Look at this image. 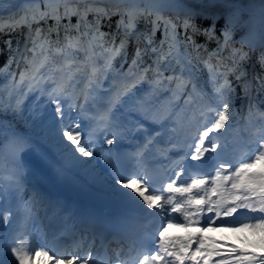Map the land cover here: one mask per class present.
I'll use <instances>...</instances> for the list:
<instances>
[{
  "label": "snow or ice",
  "instance_id": "obj_1",
  "mask_svg": "<svg viewBox=\"0 0 264 264\" xmlns=\"http://www.w3.org/2000/svg\"><path fill=\"white\" fill-rule=\"evenodd\" d=\"M4 4L0 0V12ZM12 6L8 0V7ZM182 7L175 0H25L23 15L0 16V35L28 29L22 46L20 41L15 47L11 39L5 41L10 55L0 68V112L15 113L25 129L18 131L9 124L6 131L0 121V224L9 226L0 231V264H34V257H47L51 264H264V113L250 103L247 135L229 138L237 120L229 76L236 77L245 96L251 94L252 85L242 79L246 73L240 64L248 53L233 49L222 57V48L231 43L230 28L223 32L222 45L214 28L205 30L204 35L217 39L219 45L202 61L211 87V92L206 91L200 83L199 54L193 57L188 52L189 46L200 47L187 36L189 29L193 35L198 32L194 13L184 10L183 40L177 33L181 25L164 14ZM116 15L120 17L116 31H101V21ZM73 16L77 17L74 25ZM65 19L68 23L62 24ZM142 19L151 23L150 32L136 30ZM48 20L54 23L39 26ZM258 24L264 32V14ZM161 26L164 38L157 45L154 37ZM130 43L135 53L128 63ZM259 63L264 67V53ZM12 65L19 71H12ZM257 79V91L262 92L264 78ZM29 97H34L30 106L26 105ZM42 97L44 105L37 103ZM48 103L54 106V114L45 119L44 111L36 109ZM69 112L76 113L75 122ZM81 120L87 122V131L81 129ZM181 134L191 136L188 147H194V152L176 159L180 171L161 194L152 190L147 171L126 174L128 166L147 169L153 150L165 159H170V152H180ZM101 137L111 147L104 148ZM37 140L54 149L59 159L54 162ZM119 144L133 147L121 150L115 147ZM26 153L51 168L58 182L72 179L74 173L89 183L103 180L111 198L138 203L131 196L135 193L142 201L141 211L146 208L148 215H163L168 222L161 221L155 232L146 226L138 231L118 230L114 240L119 247L111 253L105 233L86 226L85 234L71 239L77 249L87 244V255H50L33 243L30 229L41 211L46 216L50 208L53 215L69 213L62 201L35 182L36 172ZM189 156L195 163L185 162ZM99 162L109 170L107 175L98 168ZM107 176L112 183L106 182ZM168 226L181 228L186 235L169 237L164 230ZM224 230L250 231L256 239L247 248H237L206 235ZM86 233H91L92 241L100 236L103 255L92 251ZM67 235L66 230L59 233Z\"/></svg>",
  "mask_w": 264,
  "mask_h": 264
},
{
  "label": "bare ground",
  "instance_id": "obj_2",
  "mask_svg": "<svg viewBox=\"0 0 264 264\" xmlns=\"http://www.w3.org/2000/svg\"><path fill=\"white\" fill-rule=\"evenodd\" d=\"M10 2L13 5L12 7H8V0H5L4 10L0 12V16H3L5 19H7L10 16L18 17L24 14L25 0H10ZM171 12L178 13L181 18L179 20H182V16L184 15V10L180 11L179 9L177 10L169 9L165 11L164 14L166 18L173 19L175 22H177L178 19H176V14H172ZM141 21L143 22V24L140 25L139 29L137 30L138 32L144 33L147 30L146 26L147 27L149 26L150 28L152 27L151 23L147 25L145 23L146 22L145 20L142 19ZM136 28H138V26H136ZM27 31L28 29L26 28L25 34L27 33ZM239 42L241 41L238 40L237 43ZM246 46L248 45H245L244 47ZM250 51H251V47H250ZM249 57L253 58L252 51ZM82 126L84 127V125L81 124V129ZM119 145H116L115 147H118ZM103 147L109 148L111 146L104 144ZM49 150L54 151V149L52 148H49ZM207 155H212V154H206V156ZM25 159L27 160V162L30 163V165L36 172V176L34 178L35 182L39 183L43 188L50 191L55 198L62 201L63 206L66 210H69L74 214L90 215L91 217L101 221V216H103L104 213L115 210L120 211L122 208H129L130 210H134V209L140 210L142 207V201H139V197H137L135 193H132L131 196L135 197L138 203H132L126 198L113 199L105 192L103 188V183L105 181L103 180H98L97 182L94 183L87 182L86 184H80L72 179L64 182H58L53 175L52 169L49 168L43 161H41L35 154L26 153ZM208 163L210 165L211 161H209ZM98 168L103 170L104 175H107L109 170L102 162L98 163ZM181 179H183V174L181 176ZM106 182L112 183V178L110 176H107ZM122 191H127V190H122ZM163 195L167 196L169 194L167 192H163ZM8 227L9 226H4L3 230ZM171 231L172 229L168 230V232ZM184 235H186L185 230L178 227L175 228L173 234H167V236L169 237H178ZM206 235L210 237V232L206 233ZM212 259H219V258L212 257ZM34 264H51V262L48 260L47 257H36L34 258Z\"/></svg>",
  "mask_w": 264,
  "mask_h": 264
},
{
  "label": "rangeland",
  "instance_id": "obj_3",
  "mask_svg": "<svg viewBox=\"0 0 264 264\" xmlns=\"http://www.w3.org/2000/svg\"><path fill=\"white\" fill-rule=\"evenodd\" d=\"M206 2L208 4H213V3H222L224 5H227V8L228 10L225 12V13H222V17L227 19V18H230V16H234L236 17L237 14H235V10L238 9V7H241L243 9H246L248 11H251V10H254L256 8H258L259 6H264V0H224V1H221V0H195V2H198L199 4L200 3H203V2ZM176 2V1H175ZM230 2V3H228ZM234 3V4H232ZM185 6H183L181 9H179L180 11L182 10H185ZM233 13V14H231ZM252 14H256L257 15V19L254 20L255 23H253V34L256 35L258 34V37L252 41L250 44H247L248 46L244 47L245 45H239L237 43L238 39L239 38H236V39H231V43L229 44V46L227 48H222L221 50V56L222 57H228L230 55V53L232 52L233 49H240L242 50L243 52H246L248 53V57L246 60H244L245 62V65L241 66L243 71L246 73V75L244 77H242L243 80H247L251 83V85H256L258 84V77L259 78H264V73H261L259 70H258V63H259V58L261 56L262 51L258 50V48L260 47V45H262L264 43V32L261 31V28L259 27V24H258V21L260 20L262 14H264L263 12H250ZM176 14V19H178V22L183 28L182 26V23L181 21L182 20H179L181 19L179 14L178 13H175ZM195 16H193V23H195L196 25V21L194 20ZM182 19H183V16H182ZM147 25H149L148 22H145ZM242 23V24H241ZM240 24L241 25H244V22L242 21ZM143 22L142 21H139V23L137 24L138 28H136V30L139 29L140 25H142ZM51 25V24H50ZM49 25V26H50ZM74 25V24H73ZM36 26H34L35 28ZM47 27V26H46ZM197 29H198V37L197 39L193 38V33L191 31V29H189V33L187 31V36H191L192 39L195 41V44L200 46L198 49H192L191 46H189L188 48V52L193 56V57H196L197 53L199 54V57H200V60L201 62L203 60H206L208 58V55L210 53H213V52H216L219 45H222L223 44V41L216 36L219 40V45H218V42H217V39H212V40H209L205 35H204V32L205 30L207 29H211V28H198V26L196 25ZM147 30L146 32H150V28L149 26L147 27ZM256 29V30H254ZM20 30L21 33H20V37L23 38L24 40V36H25V27L21 28ZM63 34V33H62ZM186 35V34H185ZM196 35V34H195ZM155 39V37H154ZM161 41V40H160ZM118 43V41H117ZM135 46V45H134ZM132 45L130 43L129 45V48H128V53H129V56L128 57H132L133 53H131V51L134 49H132ZM167 47V46H165ZM250 47H251V51H252V55H253V58L249 57L251 55V51H250ZM135 52V51H134ZM251 59V60H250ZM227 64L231 65L232 61L231 60H226L225 61ZM243 62V64H244ZM213 63L215 64L216 63V59L213 60ZM127 68V64L124 65V69ZM254 68V70H253ZM15 70L17 71V68L15 67ZM253 70V71H252ZM253 73V74H252ZM254 75V76H253ZM235 77V76H234ZM254 77V79H253ZM236 79V77H235ZM237 81V80H236ZM238 82V81H237ZM239 83V82H238ZM240 84V83H239ZM241 87V86H240ZM241 91H242V101L240 102V105H239V108H238V111H237V114L238 116L241 118L243 117V109H244V106L246 108V112H248V104L249 102L251 101V95L249 96H245L243 94V90H242V87H241ZM45 113V119L47 118V109L44 108L42 109ZM8 115H12L11 114V111H3V112H0V118H3V117H7ZM14 119L17 120L20 125H21V128L23 130L24 127H23V124L22 122H20L15 113H14ZM2 121V120H0ZM4 124L6 125L7 123L4 122ZM8 125V124H7ZM240 128V127H239ZM39 135V134H37ZM219 240L222 241L225 245L227 244H235L237 246V248H247L249 245V242L250 241H253L254 239H256V237L250 232V231H238V232H231V231H227V230H224L223 232H220L219 233ZM36 258V257H34ZM5 259H7V257L5 256ZM13 259V258H12Z\"/></svg>",
  "mask_w": 264,
  "mask_h": 264
},
{
  "label": "trees",
  "instance_id": "obj_4",
  "mask_svg": "<svg viewBox=\"0 0 264 264\" xmlns=\"http://www.w3.org/2000/svg\"><path fill=\"white\" fill-rule=\"evenodd\" d=\"M186 7L187 10H190L194 13V20L196 21V25L198 28H214L215 34L223 41V32L226 27L231 30V39L239 38L238 40L244 42L245 44H250L254 41L258 34L254 35L253 32V23L258 17L256 14H245L240 12L238 9L235 10L236 17L230 16V18H223L222 13H225L228 8L227 5H224L220 2L208 4L205 1L203 3L194 2L192 0H178ZM186 4V5H185ZM233 14V13H231ZM92 15L90 14L88 19L92 20ZM108 18L101 21V29L103 28L102 24L106 23ZM244 22V25H241V22ZM241 23V24H240ZM256 30V29H254ZM102 31V30H101ZM178 35L180 39H184L185 31L183 29L178 30ZM11 39L13 42V47H15L17 42V36L14 33L9 35L0 36V68L4 67L7 63L8 57L10 55L7 45L5 44L6 40ZM258 50L264 52V43L260 45ZM195 62V60H194ZM200 68V83L204 85L205 90L209 92L208 81V70L203 67L201 63L198 64ZM258 68L261 72L264 73V67L258 63ZM229 80L235 88V97L233 99V103L235 105L239 104L242 93L239 84L229 76ZM253 98L256 106H263L262 101H264V91L258 92L257 85L253 89ZM8 122L13 125L17 129H21L20 124L17 121H14L11 117L8 119ZM236 125V124H235ZM234 125V127H235Z\"/></svg>",
  "mask_w": 264,
  "mask_h": 264
},
{
  "label": "water",
  "instance_id": "obj_5",
  "mask_svg": "<svg viewBox=\"0 0 264 264\" xmlns=\"http://www.w3.org/2000/svg\"><path fill=\"white\" fill-rule=\"evenodd\" d=\"M192 1H195V0H192ZM221 1H224V0H221ZM228 3H230V2H228ZM232 4H234V3H232ZM238 10L242 13H245V14L250 13V12H263L264 13V6H259L258 8L251 10V11H248V10L243 9L241 7H238Z\"/></svg>",
  "mask_w": 264,
  "mask_h": 264
}]
</instances>
